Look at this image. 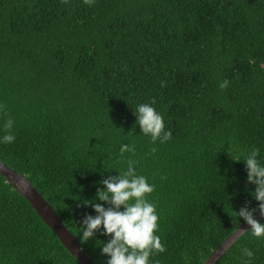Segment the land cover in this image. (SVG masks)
Instances as JSON below:
<instances>
[{
  "label": "trees",
  "instance_id": "trees-1",
  "mask_svg": "<svg viewBox=\"0 0 264 264\" xmlns=\"http://www.w3.org/2000/svg\"><path fill=\"white\" fill-rule=\"evenodd\" d=\"M144 103L170 140L142 133ZM0 105V159L96 264L111 237L101 228L82 243L83 219L97 215L92 203L110 206L102 180L129 159L154 186L146 199L166 248L149 264H202L245 222L236 211L260 203L243 159L259 149L264 165V0H0ZM9 118L15 140L4 143ZM124 144L135 152L122 156ZM246 261L264 264L251 229L215 264ZM0 264H81L2 174Z\"/></svg>",
  "mask_w": 264,
  "mask_h": 264
},
{
  "label": "clouds",
  "instance_id": "clouds-1",
  "mask_svg": "<svg viewBox=\"0 0 264 264\" xmlns=\"http://www.w3.org/2000/svg\"><path fill=\"white\" fill-rule=\"evenodd\" d=\"M65 3L68 0H64ZM85 4L91 5L94 0H84ZM229 81H223L219 87L226 89ZM152 104H155L153 99ZM5 106L0 105V110ZM137 123L142 133L150 135L152 142L159 140L161 143L171 139V130L165 131V124L161 114L150 104H140L135 108ZM14 121L9 118L4 127L6 134L4 143H11L15 136L10 133ZM121 155L125 152H135L134 146L124 144L121 147ZM152 153L156 148L151 149ZM259 149L251 150L246 159L248 182L257 187L254 197L259 201L258 208L241 207L237 212L239 218L251 226V232L256 237H264V223L254 218L258 210L264 215V165L257 159ZM136 161L129 159L126 171L118 176H109L102 180L104 189H99L98 200L107 202L110 206L105 207L102 203H92L97 215H86L83 219L81 242L92 239L96 232L103 228L105 235L111 238L102 246V254L110 257L107 264H149V258L153 254L166 251L161 242V237L156 234L158 229V214L155 204L151 203L146 196L154 191V186L149 184L147 178L138 175L135 169ZM165 177H162L164 179ZM123 207V210L121 208ZM249 260L253 257L251 249L242 250ZM245 264H248L246 261Z\"/></svg>",
  "mask_w": 264,
  "mask_h": 264
},
{
  "label": "water",
  "instance_id": "water-1",
  "mask_svg": "<svg viewBox=\"0 0 264 264\" xmlns=\"http://www.w3.org/2000/svg\"><path fill=\"white\" fill-rule=\"evenodd\" d=\"M0 174L7 179L14 189L28 200L43 222L55 232L63 246L74 255L81 264H96L83 249L77 237L66 226L55 208L24 174L13 169L1 159ZM263 217L264 215H261L259 211L254 214V218L258 221ZM249 229H251L250 225L246 222L242 223L237 230L220 244V246L213 250L202 264H215L232 244Z\"/></svg>",
  "mask_w": 264,
  "mask_h": 264
}]
</instances>
